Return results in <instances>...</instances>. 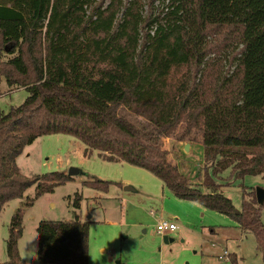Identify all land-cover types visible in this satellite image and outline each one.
Masks as SVG:
<instances>
[{
	"label": "trees",
	"instance_id": "obj_1",
	"mask_svg": "<svg viewBox=\"0 0 264 264\" xmlns=\"http://www.w3.org/2000/svg\"><path fill=\"white\" fill-rule=\"evenodd\" d=\"M143 6L142 0H0V80L29 93L0 119V214L33 186L37 199L72 179L58 172L27 177L15 164L39 137L64 134L106 160L149 171L182 200L228 215L255 236L264 260L263 205L242 187L238 211L221 192L230 184L220 183L264 178V0H146V11ZM170 137L201 141L200 187L160 146ZM85 186L108 192L111 182ZM22 223L19 209L6 241L8 259L0 264H23ZM90 224L78 214L40 222V264H87ZM230 264L238 263L231 257Z\"/></svg>",
	"mask_w": 264,
	"mask_h": 264
},
{
	"label": "rangeland",
	"instance_id": "obj_2",
	"mask_svg": "<svg viewBox=\"0 0 264 264\" xmlns=\"http://www.w3.org/2000/svg\"><path fill=\"white\" fill-rule=\"evenodd\" d=\"M132 0H122L123 3ZM110 0H106L109 3ZM143 11L147 10L142 0ZM158 6L162 5L157 2ZM235 50H230L232 52ZM234 54V53H233ZM229 53L224 56L225 67ZM29 93L26 89H10L0 80V119L12 107L23 104ZM136 123L141 118L123 112ZM162 149L169 151V160L193 186L200 187L204 175V150L201 141L178 142L174 137L160 139ZM16 167L25 176L62 173L70 170L79 174L53 192L36 199V187L29 188L23 199L12 200L0 214V263L7 261L6 241L15 213L23 212L22 236L18 249L23 264H40L37 228L42 221H70L78 214L83 222H91L89 261L87 264H264L252 233H242L228 215L205 209L200 204L182 200L166 188L149 171L118 160H106L102 153L91 150L78 139L64 134L47 135L36 139L16 159ZM227 171L223 179L230 177ZM111 182L108 192L85 186L89 181ZM221 192L232 200L240 211L243 188L248 192L264 190V178L246 176L231 178ZM129 186L133 191H126ZM80 198V208L74 203ZM34 200L32 205L26 203ZM261 219L264 222V205ZM173 221L178 229L160 234L157 225ZM167 238L168 242L164 241ZM224 252L228 253L224 260Z\"/></svg>",
	"mask_w": 264,
	"mask_h": 264
},
{
	"label": "built area",
	"instance_id": "obj_3",
	"mask_svg": "<svg viewBox=\"0 0 264 264\" xmlns=\"http://www.w3.org/2000/svg\"><path fill=\"white\" fill-rule=\"evenodd\" d=\"M178 227L173 221H161L157 225V230L160 234H163L165 231L175 232L177 231ZM225 260L228 258V253L224 252Z\"/></svg>",
	"mask_w": 264,
	"mask_h": 264
},
{
	"label": "water",
	"instance_id": "obj_4",
	"mask_svg": "<svg viewBox=\"0 0 264 264\" xmlns=\"http://www.w3.org/2000/svg\"><path fill=\"white\" fill-rule=\"evenodd\" d=\"M79 173H80V171L72 168L70 170V172H69V177H73L74 175L79 174ZM125 190L126 191H133V189L131 187H129V186H127L125 188ZM255 193H256V199H257L258 204L259 205H264V190L258 188V189H256ZM164 241L168 242L166 237L164 238Z\"/></svg>",
	"mask_w": 264,
	"mask_h": 264
},
{
	"label": "crops",
	"instance_id": "obj_5",
	"mask_svg": "<svg viewBox=\"0 0 264 264\" xmlns=\"http://www.w3.org/2000/svg\"><path fill=\"white\" fill-rule=\"evenodd\" d=\"M225 260V259H224Z\"/></svg>",
	"mask_w": 264,
	"mask_h": 264
}]
</instances>
